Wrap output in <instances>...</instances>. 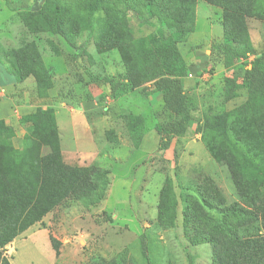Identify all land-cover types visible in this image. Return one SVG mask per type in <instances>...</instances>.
<instances>
[{
  "label": "rangeland",
  "instance_id": "374dc122",
  "mask_svg": "<svg viewBox=\"0 0 264 264\" xmlns=\"http://www.w3.org/2000/svg\"><path fill=\"white\" fill-rule=\"evenodd\" d=\"M45 1L50 0H0V49L18 47L24 40L36 42L53 81L41 106L63 108L75 116L84 108L91 112L89 131H100L95 137L101 142L99 156L94 162L83 163L70 157L68 149L64 153L59 129L64 162L80 167L96 164L108 171V183L102 200L94 204L67 200L8 243L4 255L11 263L15 257L22 264H47L35 249L42 246L30 240L43 238L51 252L49 264H92L99 259L108 264H147L140 239L145 232L151 264H213L217 242L226 235L225 225L243 232L244 224L250 232H259L261 219L253 217L245 224L240 215L226 211L234 204L251 209L254 206L244 203L231 169L217 161L204 140L207 114L233 110L247 100L246 88H239L231 99L227 95L234 80L242 82L245 62L256 57L250 52L245 61L231 68L204 73L212 48L224 41L223 7L214 0H197L195 30L179 43L193 75L186 88L192 114L187 132L173 137L167 149L160 148V136L159 140L147 139L144 149L139 150L138 133L153 131L154 121L157 119L161 125L170 114L163 106L151 113L149 95L154 94L156 106L161 101L151 86L131 90L118 100L112 86L122 84L125 65L117 47L102 49L112 29L122 31L128 27L136 36L151 33L154 27L143 1L108 0L112 8L91 9L90 0H62L63 35L28 25L30 13ZM82 19L89 25L78 33L74 26ZM246 22L255 53L260 54L264 51V19L252 16ZM26 86L35 89L32 78L19 84L21 89ZM114 103L126 106L128 111L111 114L110 105L116 106ZM130 113L141 114L144 126L130 127L129 120H136L129 119ZM22 118L8 123L16 131V147L23 145L29 125ZM168 183L177 199V213L174 223L166 226L159 221V210L161 192ZM204 197L225 213L226 222L220 221V213L203 205ZM261 205L264 207V203ZM54 244H58L60 255H56ZM15 250L18 254L14 256Z\"/></svg>",
  "mask_w": 264,
  "mask_h": 264
},
{
  "label": "trees",
  "instance_id": "16d2710c",
  "mask_svg": "<svg viewBox=\"0 0 264 264\" xmlns=\"http://www.w3.org/2000/svg\"><path fill=\"white\" fill-rule=\"evenodd\" d=\"M154 29L147 36H136L131 29H112L105 38L102 50L118 48L125 65L122 84L112 86L114 95L126 94L150 85L163 95L164 109L170 119L158 128L162 138L161 149L170 147L172 138L183 136L192 121L185 78L191 72L179 47L180 42L195 30L197 0H142ZM224 11V41L214 46L210 60L215 71L219 67L231 68L246 61L242 82L233 81L227 98L235 97L239 88L247 89V100L237 108L217 114H207L203 127L204 140L217 161L227 165L244 203L226 209L240 215L245 224L249 219H261L259 232L253 233L243 226V232L225 225L223 237L213 255V264H264V51L255 53L247 17L264 19V0H214ZM62 0L45 1L30 13V28L64 34L61 10ZM108 0H90L88 7H113ZM88 16V15H87ZM82 19L74 26L76 32L88 27ZM0 63L15 75L18 82L27 78L34 81V92L45 98L53 86L51 72L34 40H24L18 47L0 49ZM150 89V88H149ZM129 126H144L141 114L130 113ZM29 123L23 145L16 147V131L6 120L0 119V264H12L5 256L6 245L28 227L42 220L55 207L74 199L94 204L104 198L108 171L96 164L72 166L64 162L59 127L54 108L39 106L34 113L23 116ZM139 148L143 133L136 136ZM207 192V190H205ZM204 206L217 213L221 210L205 197ZM177 199L170 183L162 190L159 221L172 225L177 213ZM213 211V212H214ZM225 213L220 221L226 222ZM211 219V218H210ZM243 222V223H244ZM249 224V223H247ZM141 250L151 264L146 233H142ZM53 240V238H52ZM60 255L58 244H54ZM92 264H108L99 259Z\"/></svg>",
  "mask_w": 264,
  "mask_h": 264
},
{
  "label": "crops",
  "instance_id": "0c3cea01",
  "mask_svg": "<svg viewBox=\"0 0 264 264\" xmlns=\"http://www.w3.org/2000/svg\"><path fill=\"white\" fill-rule=\"evenodd\" d=\"M192 79L190 77L185 78V88L190 86ZM22 83V82H21ZM18 79L15 75L8 72L6 67L0 63V119H4L9 123L10 121H17L20 117L26 116L28 114L34 113L39 106H41V102L44 101V98H39L37 94L34 92L33 88H28L27 86L23 89L19 88ZM150 86V85H149ZM21 89V90H20ZM150 90H153L152 88ZM129 93L118 95L117 98L120 100V97L126 96ZM158 97H160L161 101L159 102L158 106H156L153 102L154 94H150V109L151 113L153 114L157 111L158 108L161 106L164 107L163 102V95L161 92L155 93ZM116 104V103H114ZM122 105V104H121ZM111 111L110 113L114 115H121L122 113L127 112L128 110L125 109L126 106H119L110 105ZM119 106V107H118ZM120 108L117 110V108ZM93 110V109H92ZM91 110V111H92ZM78 111V110H77ZM119 112V113H118ZM80 115L75 116L69 111L65 109H58L55 106V114L57 118V123L61 133V143H62V150L64 153L66 149L70 152V157L75 158L76 161H81L83 163H91L96 160L99 156L101 149L100 140L95 138L96 134H100L99 129L93 128L95 131H89L91 129V124H89L90 116L89 113L86 112L84 108H81L78 112ZM94 123V121H93ZM95 124V123H94ZM153 131H144V137L142 144L139 147L144 149V142L147 139L150 140H159L160 134L158 133L157 126L158 120L154 121L153 124ZM69 132V133H68ZM78 132L80 135H78ZM68 133V134H67ZM70 134V136H68ZM67 145V148H65ZM119 157V153H116ZM113 157V156H112ZM126 159V158H124ZM127 160V159H126ZM131 185V182L128 183ZM35 240V242H39L42 246V249L45 250V260L46 263L49 264V259L51 257L50 249L48 248L46 242L43 238H32L30 240ZM37 240V241H36ZM18 252L15 250V255ZM42 261L43 258H41ZM13 264H22L17 259H13Z\"/></svg>",
  "mask_w": 264,
  "mask_h": 264
},
{
  "label": "bare ground",
  "instance_id": "6f19581e",
  "mask_svg": "<svg viewBox=\"0 0 264 264\" xmlns=\"http://www.w3.org/2000/svg\"><path fill=\"white\" fill-rule=\"evenodd\" d=\"M37 241V240H36ZM36 243H38L39 244V242H36ZM35 249H38V252H39V254H40V259L41 258H43V259H45V250L44 249H42L40 246H35Z\"/></svg>",
  "mask_w": 264,
  "mask_h": 264
},
{
  "label": "built area",
  "instance_id": "2783aa9c",
  "mask_svg": "<svg viewBox=\"0 0 264 264\" xmlns=\"http://www.w3.org/2000/svg\"><path fill=\"white\" fill-rule=\"evenodd\" d=\"M212 67H213L212 63L208 62L207 66H206L207 72H204V73L208 74L212 70ZM188 76L192 77L193 75L191 72H189ZM204 76H206V75L204 74Z\"/></svg>",
  "mask_w": 264,
  "mask_h": 264
}]
</instances>
